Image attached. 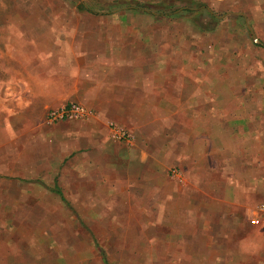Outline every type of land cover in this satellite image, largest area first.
Returning <instances> with one entry per match:
<instances>
[{
  "label": "crops",
  "instance_id": "0c3cea01",
  "mask_svg": "<svg viewBox=\"0 0 264 264\" xmlns=\"http://www.w3.org/2000/svg\"><path fill=\"white\" fill-rule=\"evenodd\" d=\"M203 1L200 8H184L201 9L209 21L216 18L204 32L231 16L240 19L238 24L252 36L254 47L264 46L255 37V29L264 28V0ZM60 2L15 10L51 13L54 19L29 15L10 22L8 28H32L37 35L0 38V114L35 116L46 127H59L57 141L60 134L67 133L64 140L85 134L97 146L96 153L109 157L115 155L112 148L121 150V167L127 173L122 193L126 186L128 197L131 190H139L137 200H153L159 218L161 200H168L170 221L178 223V234L201 237L204 250L218 254L216 260H224V253L226 257L248 252L244 260L264 264V256H257L264 253V224L250 223L264 206L263 54L254 53V64L244 68L248 80L226 88V70L208 77L207 52L200 53L199 68L192 54L183 66L173 60L168 69L154 42L144 49L140 48L144 38L88 35L81 31V22L60 19L66 8L64 0ZM217 10L224 14L217 16ZM222 52V62L238 61L234 52L227 56L224 48ZM162 76L174 80L163 85ZM69 103L97 115L85 121L46 122L49 109ZM108 122L128 130L134 141L113 146ZM130 162L137 166L131 169ZM175 166L180 180L169 177ZM16 182L12 177L9 185L16 188ZM209 237H215L211 245L204 240Z\"/></svg>",
  "mask_w": 264,
  "mask_h": 264
},
{
  "label": "rangeland",
  "instance_id": "374dc122",
  "mask_svg": "<svg viewBox=\"0 0 264 264\" xmlns=\"http://www.w3.org/2000/svg\"><path fill=\"white\" fill-rule=\"evenodd\" d=\"M130 1L150 0H64L66 8L60 19L81 22V31L91 36L111 33L114 38H144L140 43L144 49L148 48L146 43L154 42V50L159 46L162 64L168 69L173 60L183 66L192 54L199 68L200 53L207 52L208 77L215 78L217 70H226V88L241 83L246 76L244 68L255 62L254 53L264 57V46L252 45V36L238 24V18L224 16L221 24L207 33L198 27L211 28L214 21H209L204 12H184L179 18H168L128 9ZM40 3L61 4L60 0H0V38L37 35L36 29H9L8 24L29 15L54 19L51 13L15 11ZM81 4L90 11L79 9ZM174 4L176 8H198L205 3L177 0ZM112 6L121 9L108 14ZM215 14L224 13L217 10ZM255 30V37L264 41V28ZM246 38L248 43L242 44ZM222 48L225 56L234 52L238 61L222 62ZM161 79L163 85L174 80L170 76ZM36 120L24 114H0V264H256L244 260L248 252L226 257L224 253V260H216L218 254L205 251L201 237L178 234V223L170 221L173 213L168 212V200H161L163 217L159 218L153 212V200H137L139 190H131L128 197L126 186L122 193L127 173L121 167V150L112 148L115 155L111 157L96 153L97 146L85 134L64 140V133L57 141L59 127H46L42 119ZM111 142L113 146L125 144ZM130 163L131 169L137 166ZM173 170L179 172L176 166L171 167L169 177L173 178ZM12 177L17 181L16 188L9 185ZM56 183L65 201L53 192ZM213 238L204 240L211 245Z\"/></svg>",
  "mask_w": 264,
  "mask_h": 264
},
{
  "label": "built area",
  "instance_id": "2783aa9c",
  "mask_svg": "<svg viewBox=\"0 0 264 264\" xmlns=\"http://www.w3.org/2000/svg\"><path fill=\"white\" fill-rule=\"evenodd\" d=\"M97 113L83 105L76 103L62 104L58 107L49 109L46 114V122L55 124L63 121H85L95 118ZM111 138L114 141L130 144L134 141L133 135L126 129L114 122H108ZM173 177H178L177 171H172ZM253 226L264 224V206L258 209V215L250 220Z\"/></svg>",
  "mask_w": 264,
  "mask_h": 264
},
{
  "label": "trees",
  "instance_id": "16d2710c",
  "mask_svg": "<svg viewBox=\"0 0 264 264\" xmlns=\"http://www.w3.org/2000/svg\"><path fill=\"white\" fill-rule=\"evenodd\" d=\"M174 1L175 0H150V1H142V2L130 1L133 5L130 2H128L129 4L126 6V8L132 9L136 12L143 11L144 13H150V14H153L156 16H166L168 18L169 17L170 18H179L182 16L181 14L184 12H187V13L196 12L199 14H201L203 12V11H201V9L200 10L198 9L196 11H191V8H184V7L176 8ZM120 6H123V4H120ZM161 8L163 10H160ZM198 8H200V7H198ZM79 9L86 10L84 5H82V4L79 6ZM119 9H121V8H117V7L112 6L111 8L107 9V13L112 14V13H114V11L119 10ZM87 11H90V10H87ZM215 20H216L215 17H211V19H210V21H215ZM199 29H200V31L206 30L203 27H199ZM53 192L60 197L61 201H65L64 197L62 195V192L59 190V188L57 186L55 188H53Z\"/></svg>",
  "mask_w": 264,
  "mask_h": 264
}]
</instances>
